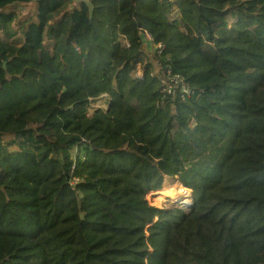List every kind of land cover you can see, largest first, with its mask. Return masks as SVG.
Returning <instances> with one entry per match:
<instances>
[{"label": "trees", "instance_id": "16d2710c", "mask_svg": "<svg viewBox=\"0 0 264 264\" xmlns=\"http://www.w3.org/2000/svg\"><path fill=\"white\" fill-rule=\"evenodd\" d=\"M0 264H264V0H0Z\"/></svg>", "mask_w": 264, "mask_h": 264}, {"label": "built area", "instance_id": "2783aa9c", "mask_svg": "<svg viewBox=\"0 0 264 264\" xmlns=\"http://www.w3.org/2000/svg\"><path fill=\"white\" fill-rule=\"evenodd\" d=\"M144 36L147 40L152 41V37L148 32H144ZM155 48L160 53L162 46L160 43L155 45ZM137 76H140V71L137 72ZM166 77L161 81V91L166 94H172L174 92L175 86L180 84L179 96L181 99H185L193 93L177 74H173L170 68L167 69Z\"/></svg>", "mask_w": 264, "mask_h": 264}, {"label": "rangeland", "instance_id": "374dc122", "mask_svg": "<svg viewBox=\"0 0 264 264\" xmlns=\"http://www.w3.org/2000/svg\"><path fill=\"white\" fill-rule=\"evenodd\" d=\"M30 7L31 6H20V9H21V11H23V12H29V10H30ZM176 17V14H175V12H172L171 13V15H170V18H175ZM157 183V182H156ZM188 190L190 191V193H191V190L188 188ZM184 194H188V191L187 190H184ZM182 199L180 198V199H177V200H173V201H171V200H166V202L164 201V203H162V204H160V205H158V204H153V205H155V206H157V207H167V206H169L170 204H178L182 209H184L185 208V206H184V204L182 203V201H181ZM152 204V203H151Z\"/></svg>", "mask_w": 264, "mask_h": 264}, {"label": "bare ground", "instance_id": "6f19581e", "mask_svg": "<svg viewBox=\"0 0 264 264\" xmlns=\"http://www.w3.org/2000/svg\"><path fill=\"white\" fill-rule=\"evenodd\" d=\"M167 194L170 196V198L173 200H177V199H180V195L173 192L171 189H167L166 190ZM182 199V198H181ZM182 203L184 204V206L188 205L189 204V199L186 197L184 199L181 200Z\"/></svg>", "mask_w": 264, "mask_h": 264}, {"label": "crops", "instance_id": "0c3cea01", "mask_svg": "<svg viewBox=\"0 0 264 264\" xmlns=\"http://www.w3.org/2000/svg\"><path fill=\"white\" fill-rule=\"evenodd\" d=\"M76 1H79V0H76Z\"/></svg>", "mask_w": 264, "mask_h": 264}, {"label": "water", "instance_id": "95a60500", "mask_svg": "<svg viewBox=\"0 0 264 264\" xmlns=\"http://www.w3.org/2000/svg\"><path fill=\"white\" fill-rule=\"evenodd\" d=\"M191 195H192V193H191Z\"/></svg>", "mask_w": 264, "mask_h": 264}]
</instances>
